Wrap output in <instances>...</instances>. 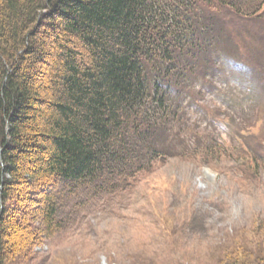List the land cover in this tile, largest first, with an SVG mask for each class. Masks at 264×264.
<instances>
[{
  "label": "trees",
  "instance_id": "trees-1",
  "mask_svg": "<svg viewBox=\"0 0 264 264\" xmlns=\"http://www.w3.org/2000/svg\"><path fill=\"white\" fill-rule=\"evenodd\" d=\"M263 15L264 0H0V264H47L35 247L82 197L170 158L229 156L186 106ZM223 252L216 264L240 263Z\"/></svg>",
  "mask_w": 264,
  "mask_h": 264
},
{
  "label": "rangeland",
  "instance_id": "rangeland-1",
  "mask_svg": "<svg viewBox=\"0 0 264 264\" xmlns=\"http://www.w3.org/2000/svg\"><path fill=\"white\" fill-rule=\"evenodd\" d=\"M258 23L240 24L254 30L239 31L213 80H197L201 102L186 106L201 141L219 139L229 156L211 165L170 158L128 191L82 197L68 227L35 247L38 260L216 264L230 249L239 264H264V30L255 31Z\"/></svg>",
  "mask_w": 264,
  "mask_h": 264
},
{
  "label": "bare ground",
  "instance_id": "bare-ground-1",
  "mask_svg": "<svg viewBox=\"0 0 264 264\" xmlns=\"http://www.w3.org/2000/svg\"><path fill=\"white\" fill-rule=\"evenodd\" d=\"M128 124H129V123H128ZM128 124H127V125H128ZM114 128H115V127H114ZM121 129H122V128H121ZM122 130H123V129H122ZM114 136H115V135H114ZM120 136H121V135H120ZM118 142H119V141H118ZM27 204H28V203H27ZM29 205H30V204H29ZM19 206H20V205H19ZM26 206H27V205H26ZM20 207H21V206H20ZM34 207H35V206H34ZM25 211H26V210H25ZM19 213H20V212H19ZM26 213H27V212H26ZM51 235H52V234H51ZM47 237H48V236H47ZM33 240H34V239H33ZM30 241H32V240H30ZM35 241H36V240H35ZM30 245H31V244H30ZM30 245H29V246H30ZM32 245H33V244H32ZM30 247H32V246H30Z\"/></svg>",
  "mask_w": 264,
  "mask_h": 264
}]
</instances>
